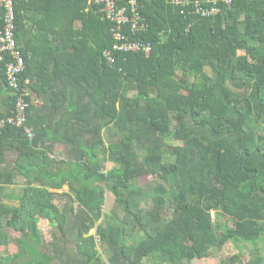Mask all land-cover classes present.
<instances>
[{
    "label": "trees",
    "instance_id": "obj_1",
    "mask_svg": "<svg viewBox=\"0 0 264 264\" xmlns=\"http://www.w3.org/2000/svg\"><path fill=\"white\" fill-rule=\"evenodd\" d=\"M173 1L139 0L149 27L131 36L152 50L117 52L111 64L100 6L13 0L34 136L1 129L0 189L17 175L24 183L9 196L17 204L0 195V246L19 248L0 264H194L229 241L264 240V0H219L213 16ZM10 60L0 58V120L16 106ZM101 153L116 165L103 170ZM142 176L155 181L139 185ZM218 264L264 256L253 248Z\"/></svg>",
    "mask_w": 264,
    "mask_h": 264
},
{
    "label": "built area",
    "instance_id": "obj_2",
    "mask_svg": "<svg viewBox=\"0 0 264 264\" xmlns=\"http://www.w3.org/2000/svg\"><path fill=\"white\" fill-rule=\"evenodd\" d=\"M139 0H89L100 6L104 17L112 24L111 32L114 44L105 50L104 57L109 63L115 62V54L137 53L149 54L152 44L149 41L132 38L131 34L147 31L149 24L138 9ZM175 4L188 6L191 0H174ZM227 5L232 0H224ZM196 12L202 16H213L220 11L219 0H196ZM8 54L11 60L6 64V77L9 88L16 95L14 113L0 120L1 129L5 124L24 127L27 136L32 139L33 128L27 125V108L30 90L21 88L19 76L25 68V58L15 40V11L13 0H0V58Z\"/></svg>",
    "mask_w": 264,
    "mask_h": 264
},
{
    "label": "rangeland",
    "instance_id": "obj_3",
    "mask_svg": "<svg viewBox=\"0 0 264 264\" xmlns=\"http://www.w3.org/2000/svg\"><path fill=\"white\" fill-rule=\"evenodd\" d=\"M111 134V129L110 131H105V143H108L109 141V137ZM61 147H56L55 150V155L62 157L65 155L66 153V146L65 145H60ZM12 157V155H11ZM9 156V159H12ZM99 160L101 161V165L103 170H109L111 169L113 166H115L116 164L113 163L112 161H110L107 157V155L105 153H101ZM154 177L152 176H142L139 178L138 183L139 185H145V186H150V184L152 182H154ZM23 183H24V177L21 175H17L15 177V183L14 184H10V185H5L4 187H2L0 189V195L4 197V200L6 202L9 203H14L17 204V200L14 198L9 197L10 194H21L22 189H23ZM65 189H67V186H65ZM67 198H64V201ZM114 199L115 196L110 192V191H106V201L104 204V212L106 214H109L114 207ZM55 202L59 203L60 206H62L63 202L60 198L55 199ZM39 227L42 230V234H43V238L44 240H50L52 237V232L54 231V228L50 225L49 221L46 219H41L39 221ZM95 231V229L91 230V233H93ZM18 233H14L13 236H18ZM22 239L26 240L27 242H30V240L27 237H23ZM72 247H74V245L70 244ZM38 248H41V250H43L42 244L40 243ZM253 248H257L260 252V254L262 256H264V240L260 239V240H256L254 242H247V241H229L226 244H224L221 247H214L211 250V254L203 259H197L194 260L193 263L194 264H218L223 258L229 256V255H233L236 253H241L244 260H248L250 258L251 255V250ZM18 245L13 241L10 244H8L7 246L5 245H1L0 246V254L4 257V258H13L15 257V254L18 250Z\"/></svg>",
    "mask_w": 264,
    "mask_h": 264
},
{
    "label": "crops",
    "instance_id": "obj_4",
    "mask_svg": "<svg viewBox=\"0 0 264 264\" xmlns=\"http://www.w3.org/2000/svg\"><path fill=\"white\" fill-rule=\"evenodd\" d=\"M32 102H34L35 104H42L43 103V100L41 98H38V97H35L34 96V98L32 99ZM56 147H61V146H59V144H57V145H55L54 148H56ZM11 155H12V157H11ZM8 156H10L11 158H13L14 157V153H9Z\"/></svg>",
    "mask_w": 264,
    "mask_h": 264
}]
</instances>
